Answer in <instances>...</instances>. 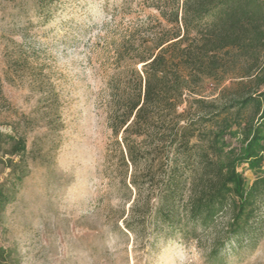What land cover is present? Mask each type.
Masks as SVG:
<instances>
[{
  "label": "rangeland",
  "instance_id": "rangeland-1",
  "mask_svg": "<svg viewBox=\"0 0 264 264\" xmlns=\"http://www.w3.org/2000/svg\"><path fill=\"white\" fill-rule=\"evenodd\" d=\"M147 2L56 0L47 18L33 0H0V131L27 139L24 178L0 218L4 264H264V203L252 226L254 241L241 239L211 259L215 231L172 235L156 230L151 215L137 231L125 226L134 219V193L126 199L108 158L104 89L112 41L158 15ZM253 62L231 65L237 78L217 90L209 84L205 95L215 98L228 86L219 98L226 103L245 84L255 86L240 77ZM251 118L259 120L252 106L239 120ZM4 165L0 159V183L10 170ZM239 170L249 182L255 178L248 165ZM227 220L221 216L216 229Z\"/></svg>",
  "mask_w": 264,
  "mask_h": 264
},
{
  "label": "trees",
  "instance_id": "trees-1",
  "mask_svg": "<svg viewBox=\"0 0 264 264\" xmlns=\"http://www.w3.org/2000/svg\"><path fill=\"white\" fill-rule=\"evenodd\" d=\"M56 0H33L47 18ZM158 15L128 26L112 41L113 60L104 89L112 139L108 158L127 200L129 231L152 216L156 230L198 237L215 231L210 259L227 245L250 238L264 203V0H146ZM240 76L256 85L242 94L208 98L230 75L231 65L249 62ZM236 75V74H235ZM250 89V90H249ZM254 107L259 120H239ZM241 138L233 145V138ZM0 218L15 200L27 166L25 136L0 131ZM255 178L249 182L242 165ZM1 173V170H0ZM10 180V186L7 185ZM146 193V194H145ZM228 220L222 230L216 222ZM256 235V234H255ZM0 248V264H4Z\"/></svg>",
  "mask_w": 264,
  "mask_h": 264
}]
</instances>
